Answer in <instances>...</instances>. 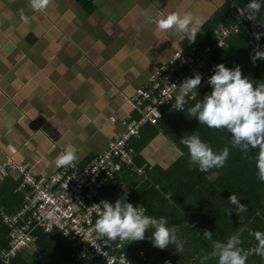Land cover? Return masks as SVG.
Listing matches in <instances>:
<instances>
[{
    "label": "crops",
    "instance_id": "0c3cea01",
    "mask_svg": "<svg viewBox=\"0 0 264 264\" xmlns=\"http://www.w3.org/2000/svg\"><path fill=\"white\" fill-rule=\"evenodd\" d=\"M250 1L52 0L44 12H34L29 0H0V206L14 213L25 197L21 178L3 173L7 159L50 177L58 169L55 159L71 145L83 168L124 133V122L136 120L129 99L188 40L157 31L143 13L191 12L203 22L195 42L206 44ZM168 122L145 127L133 141L148 168L169 169L183 155ZM132 175L113 180L106 194L142 206L144 198L133 197L135 189L146 190L145 179ZM35 232L30 242L42 254ZM28 249L30 243L20 256Z\"/></svg>",
    "mask_w": 264,
    "mask_h": 264
},
{
    "label": "built area",
    "instance_id": "2783aa9c",
    "mask_svg": "<svg viewBox=\"0 0 264 264\" xmlns=\"http://www.w3.org/2000/svg\"><path fill=\"white\" fill-rule=\"evenodd\" d=\"M260 2L261 11L264 0ZM247 5L237 9L235 21L224 25L229 33L227 36L215 28L212 45L186 40L166 64L157 68L129 99L138 115L136 120L124 122V133L85 167L75 163L74 166L58 167L56 174L50 177H39L32 165L7 159L3 173L16 174L21 178L19 190L25 192V197L22 206L14 213L10 214L0 206L3 222L10 229L9 245L0 253V264H15L20 254L29 248L37 230L70 242L71 259L76 263L90 260L100 264H170L164 257L154 259L157 253L150 256L139 251L129 256L125 251L128 241L97 240L92 229L98 215L92 206L101 201L114 205L115 200L106 194V188L124 172L130 171L137 177L145 174L144 164L134 165L136 154L130 148V142L139 139L145 127H156L174 120L198 99L210 86L207 81L214 74L215 66L223 64L216 58V53L228 46L232 34L240 33L244 26L256 32L264 28L260 11L254 13L255 19H248L247 12L241 15ZM197 73L202 76L197 95L194 99L191 94L186 96L183 111L176 110L173 106L179 94L178 88L186 78H194ZM173 84L176 89L171 87ZM252 249L249 254L253 256Z\"/></svg>",
    "mask_w": 264,
    "mask_h": 264
},
{
    "label": "trees",
    "instance_id": "16d2710c",
    "mask_svg": "<svg viewBox=\"0 0 264 264\" xmlns=\"http://www.w3.org/2000/svg\"><path fill=\"white\" fill-rule=\"evenodd\" d=\"M260 17L264 19V7L260 11ZM250 29L244 26L240 33L232 34L228 46L218 50L216 58L229 69L240 66L242 76L248 77L255 85L264 82V59H257L255 63L252 61L256 50L264 51V28L259 32ZM257 33L261 34L259 40L255 39L254 34ZM214 41H208L206 44L212 45ZM211 91V86L206 88L188 108L201 102ZM188 108L175 120L166 123L175 131L177 139L174 140L183 152L182 157L169 169H163L159 165L148 168L149 165L139 156L140 147L132 146L133 141L137 139L132 140L129 145L136 154L134 165L144 164L146 167L142 176L145 179L142 184L146 190L143 192L135 189L133 198H144L141 205L147 209V215L155 218L166 217L169 226H177V235L184 241V252H176L175 246L171 244L163 250L155 247L152 239L154 230L150 228L145 232L144 240L128 241L125 251L129 256L144 251L150 256L155 253L162 254L170 264H200L203 250L210 256L206 264H218V258L210 255L211 241L203 239L205 229L213 232V240L222 242L239 232L243 241L240 246L246 250L254 249L257 245L250 233L264 232V182L257 178L258 149H250L246 158L239 148L231 146L232 134L227 129H210L200 124L197 118L189 115ZM193 132H198L202 142L207 143L214 152L219 153L225 146L230 148L229 157L223 167L214 168L208 173L200 172L198 167L196 170H189V152L187 147L180 143V139ZM231 194H236L240 203L247 206L246 212L240 215L236 213L235 207L228 201ZM228 207H233L230 216L226 212ZM35 234L38 236L37 244L44 253L62 255L70 261V242L59 236L51 237L40 230ZM9 240L10 229L0 219V253L8 247ZM21 256L14 261L15 264H31ZM252 263L264 264V259L256 255L249 256L246 264ZM75 264L100 263L86 260Z\"/></svg>",
    "mask_w": 264,
    "mask_h": 264
},
{
    "label": "clouds",
    "instance_id": "9594fccd",
    "mask_svg": "<svg viewBox=\"0 0 264 264\" xmlns=\"http://www.w3.org/2000/svg\"><path fill=\"white\" fill-rule=\"evenodd\" d=\"M52 0H29V7L34 12H44ZM260 0H251L245 12L249 13L248 19H255L254 13L260 11ZM20 20L23 24L30 23V18L21 9L19 12ZM147 24L155 25L159 32H172L187 37L190 43H194L197 33L201 32L202 21L193 16L191 12L171 11L165 13L163 10L157 11L155 16L148 12L143 13ZM217 32H223L225 36L229 33L220 24ZM255 39L259 40V33L254 34ZM264 59V51H255L252 61ZM202 76L197 73L194 78H186L180 85L179 94L175 98L176 110L183 111L186 104L185 97L191 94L194 99L197 95V88L201 85ZM211 85L212 91L206 94L201 102L195 103L188 108L191 117L199 120L200 124L206 125L210 129H227L232 134L231 146L239 148L245 154L250 149H258L256 157V168L258 169L257 178L264 182V82L255 84L248 77L242 76L240 66L234 69L225 67L224 64L215 66L214 74L207 81ZM176 89L177 86H171ZM154 111L158 112L155 108ZM159 116L160 113L158 112ZM180 143L188 149L190 159L188 161L189 170H198L208 173L212 169H218L225 165L230 154V148L225 146L219 153L205 142H202L198 132L180 139ZM79 159L77 150L69 145L62 154L55 159L57 167L74 166ZM196 166V167H194ZM231 206L235 207L238 215L247 211V206L240 203L236 194L228 197ZM98 215L94 228L97 240L109 241H141L145 239V232L153 229L152 239L154 246L163 250L170 244L175 246L176 252H184V241L177 235V226H169L166 217L155 218L147 215V209L143 206L134 207L132 203L126 202L123 198L115 201L114 205L101 201L92 206ZM227 215L233 212V207L226 209ZM51 215V213H49ZM250 235L254 236L257 245L252 252L261 259H264V232L253 231ZM203 239L211 241V257L218 258V264H246L249 257V250L240 245L243 241L240 233L231 235L226 242L213 240V232L204 230ZM209 254L202 250L200 264H206Z\"/></svg>",
    "mask_w": 264,
    "mask_h": 264
},
{
    "label": "rangeland",
    "instance_id": "374dc122",
    "mask_svg": "<svg viewBox=\"0 0 264 264\" xmlns=\"http://www.w3.org/2000/svg\"><path fill=\"white\" fill-rule=\"evenodd\" d=\"M147 161H150V159H147ZM132 176L135 177L134 175ZM36 248L37 247L35 243L30 242V249L26 250L25 253L22 255L23 258L27 259V261L31 262V264H48V263L50 264H75V263L70 262L68 259H66V257L62 255L60 256V255L50 253V252H46V253L42 252V254H40V252ZM249 256H252V255L249 254ZM154 259H157V258H154Z\"/></svg>",
    "mask_w": 264,
    "mask_h": 264
},
{
    "label": "water",
    "instance_id": "95a60500",
    "mask_svg": "<svg viewBox=\"0 0 264 264\" xmlns=\"http://www.w3.org/2000/svg\"><path fill=\"white\" fill-rule=\"evenodd\" d=\"M163 258L162 254H157V260Z\"/></svg>",
    "mask_w": 264,
    "mask_h": 264
}]
</instances>
